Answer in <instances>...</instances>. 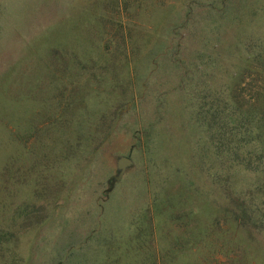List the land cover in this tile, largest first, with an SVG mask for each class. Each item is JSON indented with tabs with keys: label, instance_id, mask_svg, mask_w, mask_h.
Listing matches in <instances>:
<instances>
[{
	"label": "rangeland",
	"instance_id": "1",
	"mask_svg": "<svg viewBox=\"0 0 264 264\" xmlns=\"http://www.w3.org/2000/svg\"><path fill=\"white\" fill-rule=\"evenodd\" d=\"M261 61L264 0H0V264H264L194 180Z\"/></svg>",
	"mask_w": 264,
	"mask_h": 264
},
{
	"label": "trees",
	"instance_id": "2",
	"mask_svg": "<svg viewBox=\"0 0 264 264\" xmlns=\"http://www.w3.org/2000/svg\"><path fill=\"white\" fill-rule=\"evenodd\" d=\"M258 66L261 68L258 76L264 82V61ZM220 93L214 94L213 102L217 106L213 105V119L206 122V130L212 131V144L209 147L203 145L206 158L211 156L199 164L201 172L194 180L208 183L211 192L217 196L216 205L234 206V221L240 225L243 221L247 234L257 238L264 234V127L255 131L257 135L259 131L262 139L254 138L252 117L238 116L236 108L240 102L235 96L232 98L235 109L228 110L231 99ZM219 108H224L221 115ZM202 121L205 118L202 117Z\"/></svg>",
	"mask_w": 264,
	"mask_h": 264
},
{
	"label": "water",
	"instance_id": "3",
	"mask_svg": "<svg viewBox=\"0 0 264 264\" xmlns=\"http://www.w3.org/2000/svg\"><path fill=\"white\" fill-rule=\"evenodd\" d=\"M132 165H133V161L129 157L126 156L120 157L117 163L118 174L112 176L108 183L112 187H114L117 182H120L122 180L126 170L130 168Z\"/></svg>",
	"mask_w": 264,
	"mask_h": 264
}]
</instances>
